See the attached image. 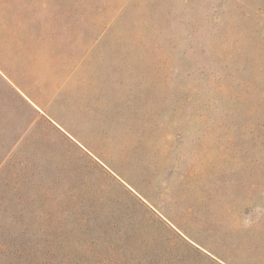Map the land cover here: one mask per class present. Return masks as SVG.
<instances>
[{
	"label": "rangeland",
	"instance_id": "374dc122",
	"mask_svg": "<svg viewBox=\"0 0 264 264\" xmlns=\"http://www.w3.org/2000/svg\"><path fill=\"white\" fill-rule=\"evenodd\" d=\"M1 242L264 264V0H0Z\"/></svg>",
	"mask_w": 264,
	"mask_h": 264
},
{
	"label": "trees",
	"instance_id": "16d2710c",
	"mask_svg": "<svg viewBox=\"0 0 264 264\" xmlns=\"http://www.w3.org/2000/svg\"><path fill=\"white\" fill-rule=\"evenodd\" d=\"M27 247L15 248L13 242L0 243V264H36L35 255ZM37 264H51L47 261H40Z\"/></svg>",
	"mask_w": 264,
	"mask_h": 264
}]
</instances>
